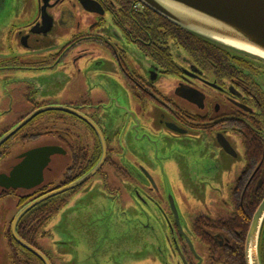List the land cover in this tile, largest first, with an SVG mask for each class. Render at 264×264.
Returning a JSON list of instances; mask_svg holds the SVG:
<instances>
[{
    "label": "flooded vegetation",
    "instance_id": "af4514ba",
    "mask_svg": "<svg viewBox=\"0 0 264 264\" xmlns=\"http://www.w3.org/2000/svg\"><path fill=\"white\" fill-rule=\"evenodd\" d=\"M112 69L126 78L127 104L118 95L95 96L106 84L100 71ZM109 100L117 103L112 114ZM14 112L0 139L33 117L0 146V182L26 164L42 181L0 184V264H34V253L12 234L13 221L27 204L58 190L33 207L37 218L27 211L16 229L51 264L63 263L39 239L51 235L44 229L68 204L74 231L78 218L95 210L93 202L106 206H98L102 195L111 206L127 207L112 209L117 227L134 215L150 219L158 208L170 228L167 246L181 264H226L232 238L243 235L227 223L239 217L240 205L255 203L256 210L263 202L264 61L207 48L140 0H0V115ZM239 139L246 162L228 185L231 215L200 211L184 222L156 173L178 174L189 194L214 206L210 192L221 190L217 181L225 183L240 160ZM60 157L65 179L54 184L47 174ZM166 166L174 172H164ZM89 193L94 198L84 199ZM259 244L264 264V224Z\"/></svg>",
    "mask_w": 264,
    "mask_h": 264
},
{
    "label": "rangeland",
    "instance_id": "374dc122",
    "mask_svg": "<svg viewBox=\"0 0 264 264\" xmlns=\"http://www.w3.org/2000/svg\"><path fill=\"white\" fill-rule=\"evenodd\" d=\"M100 72L101 76L106 77L107 80H104L106 84L100 86V90L95 92V96L108 97L111 95L116 99L115 96L118 95L121 104H127L130 91L126 87V78L122 71L115 73L112 69L107 73ZM91 76L92 74L89 75L90 79ZM109 79H112L113 83ZM109 101L108 104L106 102V111L112 114V108L117 103L113 105V101ZM17 117L18 115L15 112L7 118L0 115V133H2L3 128L12 125ZM238 149L241 152L240 160L234 162L229 172L222 177L225 183L217 181L221 190L210 192L214 194V206H204L201 204L205 201L204 198H195L192 194H189L180 181L178 174H170L169 178V176H164L163 173H156L158 183L164 184L167 194L174 196L180 212L184 213V222L190 224L200 211L210 210L215 216L231 215L232 208L228 203L231 187L228 189V185L230 182V186L232 185L233 180L239 176L241 168L246 162L244 159L245 148L240 139ZM66 166L65 157L57 158L53 164V172L47 174L48 180L54 184L64 180ZM166 170L174 172L172 166H166L164 172ZM87 195H83L84 199L94 198L91 197L94 196L92 193ZM224 200L226 203L223 202ZM98 201V206L102 205L103 201L106 206L99 210L95 205L96 203L93 202L96 211L93 209L87 217L78 218L75 222L76 234L73 220H69V204L50 220L44 231H50L51 235L40 237L39 243L55 260L58 259L63 264H181V259L172 255L170 248L167 246V235L170 234V228L164 226L158 208H156L150 219L143 217L138 220L137 215H134L127 217L129 221L120 217L124 220H121L119 227H117L110 213L112 209L118 212L127 209V207L120 201L111 206L103 195L102 201ZM209 202L210 200L207 201V203ZM128 203L130 208L133 202L129 200Z\"/></svg>",
    "mask_w": 264,
    "mask_h": 264
},
{
    "label": "water",
    "instance_id": "95a60500",
    "mask_svg": "<svg viewBox=\"0 0 264 264\" xmlns=\"http://www.w3.org/2000/svg\"><path fill=\"white\" fill-rule=\"evenodd\" d=\"M148 5L155 13L182 27L184 30L196 34L201 39L215 44L234 56L243 59L254 58L264 61V0H140ZM36 114V113H34ZM33 114V115H34ZM28 117L25 121L31 119ZM25 121L3 135L0 146L22 128ZM31 166H17L12 177L4 178L1 185L32 187L41 182V173L29 171ZM42 172V171H41ZM19 175L31 179V182L22 183ZM18 179V180H17ZM67 187L65 190H68ZM63 190V191H65ZM47 197L27 204L20 209L13 221L12 234L16 241L41 258L44 264H51L49 258L40 249L24 241L16 232L19 220L28 210L42 202ZM264 222L263 202L255 210L251 226L245 240V263L261 264L259 255L260 231Z\"/></svg>",
    "mask_w": 264,
    "mask_h": 264
},
{
    "label": "trees",
    "instance_id": "16d2710c",
    "mask_svg": "<svg viewBox=\"0 0 264 264\" xmlns=\"http://www.w3.org/2000/svg\"><path fill=\"white\" fill-rule=\"evenodd\" d=\"M172 23V22H171ZM173 25L175 27H177L178 29H180L181 31H183L184 33L188 34L190 39L195 40L196 42H198L199 44H203L205 47L207 48H216L218 50H221L223 53H227L233 56V54H231L230 52H227L226 50L221 49L220 47H218L215 44L209 43L208 41H206L205 39H201L200 37H198L196 34L194 33H190L186 30H184L182 27L177 26L175 23H173ZM241 58V57H240ZM243 59V58H241ZM254 204H252L251 208H248L247 205H240L239 207V217L235 220H232L231 222L227 223L229 224L228 227L232 229H238L241 234L243 235H235L232 238V244L230 245L232 248L227 251V254H225V257L227 258L226 260V264H246L245 263V256H244V251H245V239H246V232L249 228L250 225V220L252 218L253 215V211L255 210L256 206H254ZM38 209L39 206H37L36 208H32V210L30 209V211L32 212V214L30 215H35V218L38 217ZM29 211V210H28ZM33 223H30L29 225H32L31 227V231H33V233L37 234L38 231V227H37V223H34L35 220H32ZM29 225L25 226L23 228V230H19V233H26V231H29ZM36 234H31V237H34ZM30 242L33 243L34 242V238H30ZM229 249V248H228ZM33 256V260H34V264H44V262L35 254H32Z\"/></svg>",
    "mask_w": 264,
    "mask_h": 264
}]
</instances>
